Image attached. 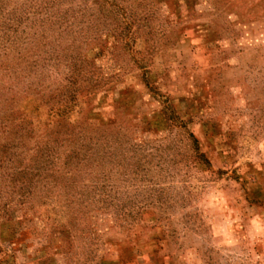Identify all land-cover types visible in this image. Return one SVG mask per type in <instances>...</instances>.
<instances>
[{
	"label": "rangeland",
	"instance_id": "1",
	"mask_svg": "<svg viewBox=\"0 0 264 264\" xmlns=\"http://www.w3.org/2000/svg\"><path fill=\"white\" fill-rule=\"evenodd\" d=\"M0 264H264V0H0Z\"/></svg>",
	"mask_w": 264,
	"mask_h": 264
}]
</instances>
